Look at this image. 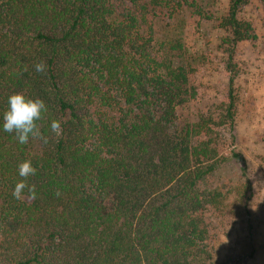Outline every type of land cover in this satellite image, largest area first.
<instances>
[{
    "label": "trees",
    "instance_id": "trees-1",
    "mask_svg": "<svg viewBox=\"0 0 264 264\" xmlns=\"http://www.w3.org/2000/svg\"><path fill=\"white\" fill-rule=\"evenodd\" d=\"M246 2L228 0L218 19L231 47L255 40L237 16ZM204 7L202 0H0V264L206 263L210 213L229 192L216 172L239 161L251 194L234 150L233 76L216 112L183 118L195 97L192 63L178 33L170 27L167 40L156 32L160 18H203ZM41 61L45 74L34 68ZM15 93L45 102L38 124L47 144L21 145L3 131ZM26 160L37 169L27 178L35 200L27 190L24 199L12 196Z\"/></svg>",
    "mask_w": 264,
    "mask_h": 264
},
{
    "label": "rangeland",
    "instance_id": "rangeland-1",
    "mask_svg": "<svg viewBox=\"0 0 264 264\" xmlns=\"http://www.w3.org/2000/svg\"><path fill=\"white\" fill-rule=\"evenodd\" d=\"M202 2L206 17L187 12L175 22L160 18L156 32L167 40L170 27L178 33L192 63L190 83L195 97L181 110L183 118L216 112L227 79L233 76L234 150L244 159L251 186L248 195L237 160H229L216 172V181L229 192L220 209L210 213L205 264H264V0H247L238 9V18L252 26L255 40L233 47L228 43L229 34L217 26L227 12L228 0ZM161 26L167 29L161 30ZM226 237L229 242L224 244Z\"/></svg>",
    "mask_w": 264,
    "mask_h": 264
},
{
    "label": "clouds",
    "instance_id": "clouds-1",
    "mask_svg": "<svg viewBox=\"0 0 264 264\" xmlns=\"http://www.w3.org/2000/svg\"><path fill=\"white\" fill-rule=\"evenodd\" d=\"M35 71L45 74L47 71V65L41 61L34 65ZM7 109L2 116V127L6 133H14L15 138L21 145L29 143L30 138L33 140H39L43 144L48 143V137L43 135L41 127L38 121L43 119V114L47 112V106L45 102L40 98H29L23 93H15L7 99ZM50 131L59 138L62 135L61 122L53 119L50 123ZM37 169L32 165L30 160H26L18 165L19 176L24 178L15 184L12 191V196L21 200L24 199L23 193L27 190V199L35 200L36 189L35 185H29L27 178L34 176ZM56 195L59 196L60 192L57 191ZM229 241L227 237L224 240V244Z\"/></svg>",
    "mask_w": 264,
    "mask_h": 264
}]
</instances>
